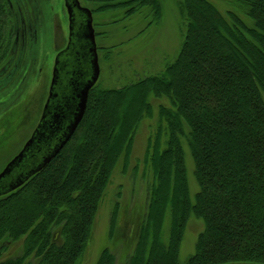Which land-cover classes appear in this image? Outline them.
Masks as SVG:
<instances>
[{"label": "trees", "instance_id": "1", "mask_svg": "<svg viewBox=\"0 0 264 264\" xmlns=\"http://www.w3.org/2000/svg\"><path fill=\"white\" fill-rule=\"evenodd\" d=\"M90 1L94 13L148 9L150 22L162 16L161 0ZM227 1L253 24L211 0H182L186 32L174 60L123 86L97 82L59 153L0 196V264H80L116 165L129 163L141 123L155 115L145 153L153 176L148 209L128 264H181L192 215L204 229L186 264H264V0ZM152 97L167 102L156 109ZM186 146L199 186L194 198ZM18 241L21 253L5 257ZM96 264H116V255L106 247Z\"/></svg>", "mask_w": 264, "mask_h": 264}, {"label": "rangeland", "instance_id": "2", "mask_svg": "<svg viewBox=\"0 0 264 264\" xmlns=\"http://www.w3.org/2000/svg\"><path fill=\"white\" fill-rule=\"evenodd\" d=\"M181 1L161 0L162 16L159 21L154 22H150L152 16L148 9L132 15H126L125 9L93 13L101 69L98 83L104 86H123L139 76L159 72L174 60L186 32V23L179 7ZM211 1L223 13L227 10L236 11L244 21L253 24L237 2ZM83 2L87 7L97 6L90 0ZM52 6L54 10H51L59 18L60 28L52 29L47 39L46 30L43 33L41 51L35 52L40 59V71L37 64L21 81L13 78V73L0 76V172L33 134L49 95L57 56L69 40V14L64 0H53ZM18 61L15 59L14 64ZM153 102L157 109L160 103L167 102V98L154 99ZM156 122V115L143 120L135 135L129 163L124 167L120 159L116 165L96 215L92 238L80 264H96L106 247L116 255V264H128L148 209L153 176L145 165V153ZM185 152L190 193L194 198L199 186L194 176V161L187 146ZM117 204L119 211L115 216L116 229L111 238V219ZM203 229L204 221L192 215L180 247L181 264H186L188 258L195 253L196 240ZM168 230L169 221L164 228L166 240ZM57 237L60 239L59 233ZM9 246L5 257L16 256L21 253L22 241L10 242Z\"/></svg>", "mask_w": 264, "mask_h": 264}, {"label": "water", "instance_id": "3", "mask_svg": "<svg viewBox=\"0 0 264 264\" xmlns=\"http://www.w3.org/2000/svg\"><path fill=\"white\" fill-rule=\"evenodd\" d=\"M66 6L68 44L57 56L39 124L0 172V196L20 187L59 153L83 119L89 93L100 77L92 11L79 0H66Z\"/></svg>", "mask_w": 264, "mask_h": 264}, {"label": "flooded vegetation", "instance_id": "4", "mask_svg": "<svg viewBox=\"0 0 264 264\" xmlns=\"http://www.w3.org/2000/svg\"><path fill=\"white\" fill-rule=\"evenodd\" d=\"M52 3L53 0H0L1 40L5 49L0 62V76L13 73V78L21 81L37 64L40 71V59L35 52L41 51L43 33L46 30L47 39L52 29L60 28L59 18L51 10H54ZM15 59L19 60L17 64H14Z\"/></svg>", "mask_w": 264, "mask_h": 264}]
</instances>
